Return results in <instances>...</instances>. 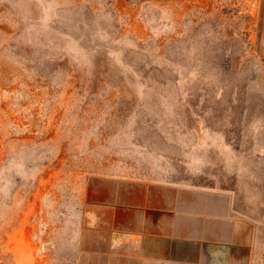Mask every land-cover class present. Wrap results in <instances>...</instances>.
<instances>
[{
    "label": "rangeland",
    "instance_id": "rangeland-1",
    "mask_svg": "<svg viewBox=\"0 0 264 264\" xmlns=\"http://www.w3.org/2000/svg\"><path fill=\"white\" fill-rule=\"evenodd\" d=\"M155 185L200 195L203 256L264 264V0H0V264H117Z\"/></svg>",
    "mask_w": 264,
    "mask_h": 264
},
{
    "label": "crops",
    "instance_id": "crops-1",
    "mask_svg": "<svg viewBox=\"0 0 264 264\" xmlns=\"http://www.w3.org/2000/svg\"><path fill=\"white\" fill-rule=\"evenodd\" d=\"M184 196V190L162 185H155L144 194L135 189L128 192L126 202L123 199L120 205H113L121 209L123 218L118 220L117 230L112 231L117 234L112 242L103 245L109 249L108 256L117 260V264L235 263L231 257L217 263L215 257L203 256L200 250L205 243L195 240L192 234L185 237L184 217L188 222L199 218V209L195 207L199 208L196 200L200 195L187 192L190 201L187 208H184Z\"/></svg>",
    "mask_w": 264,
    "mask_h": 264
}]
</instances>
